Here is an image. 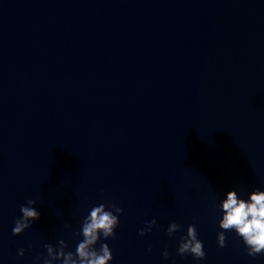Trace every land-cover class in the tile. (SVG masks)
<instances>
[{
  "label": "water",
  "instance_id": "95a60500",
  "mask_svg": "<svg viewBox=\"0 0 264 264\" xmlns=\"http://www.w3.org/2000/svg\"><path fill=\"white\" fill-rule=\"evenodd\" d=\"M253 187L264 0H0V264H33L61 238L74 248L99 203L122 209L111 264H196L176 253L189 223L200 264H264L231 232L215 239L214 202ZM28 199L39 219L13 236Z\"/></svg>",
  "mask_w": 264,
  "mask_h": 264
},
{
  "label": "clouds",
  "instance_id": "9594fccd",
  "mask_svg": "<svg viewBox=\"0 0 264 264\" xmlns=\"http://www.w3.org/2000/svg\"><path fill=\"white\" fill-rule=\"evenodd\" d=\"M35 204V200L28 199L19 206L20 215L14 219L11 228L13 236L20 235L31 227L33 221L39 219L40 213L34 207ZM214 207L219 213L217 226L220 231L216 232L215 237L218 247H224L227 231L239 237L249 257L264 254V189L253 187L244 196L235 188H230L218 202H214ZM121 214L122 209L114 203L93 205L87 210V214L82 216L78 229L71 230L70 225H64L65 229L71 230L75 239L74 248L62 238L58 239L55 245L45 243V254L35 257L33 264H111L112 250L104 241L115 238V229ZM155 224V219L146 220L144 227L138 229V235L143 236L151 231ZM180 229V224L170 221L164 231L171 237ZM30 249L31 245L28 250ZM25 251L23 247L18 248L16 256L23 257ZM176 253L181 257L191 255L196 264H200L204 258L203 243L197 237L194 224L189 223L179 236ZM168 255L165 248L161 256L167 259Z\"/></svg>",
  "mask_w": 264,
  "mask_h": 264
}]
</instances>
